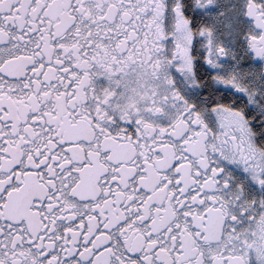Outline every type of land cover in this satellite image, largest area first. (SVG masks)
Segmentation results:
<instances>
[{
	"label": "snow or ice",
	"instance_id": "6c2138e0",
	"mask_svg": "<svg viewBox=\"0 0 264 264\" xmlns=\"http://www.w3.org/2000/svg\"><path fill=\"white\" fill-rule=\"evenodd\" d=\"M0 264H264V0H0Z\"/></svg>",
	"mask_w": 264,
	"mask_h": 264
}]
</instances>
